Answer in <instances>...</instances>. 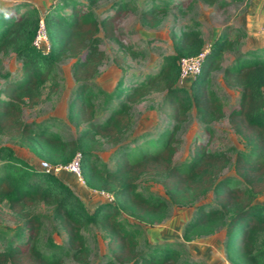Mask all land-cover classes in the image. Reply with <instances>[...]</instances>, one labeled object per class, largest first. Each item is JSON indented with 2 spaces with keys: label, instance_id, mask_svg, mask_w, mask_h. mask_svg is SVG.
Returning <instances> with one entry per match:
<instances>
[{
  "label": "trees",
  "instance_id": "16d2710c",
  "mask_svg": "<svg viewBox=\"0 0 264 264\" xmlns=\"http://www.w3.org/2000/svg\"><path fill=\"white\" fill-rule=\"evenodd\" d=\"M195 1L151 0V7L143 11V16L157 18L163 12L186 8ZM204 1L214 5L218 0ZM68 6L72 8L70 12L65 11ZM116 6L114 14L102 19L97 17L91 3L79 0H62L61 5L50 9L44 16H40L37 7H30L28 3L0 9V53L12 51L22 61V77L0 91V136L19 138L21 145L34 155L51 153L55 162H62L57 165H66L76 153H81L85 183L114 197V202H104L94 212H89L83 201L54 172L36 169L12 148L5 147L9 154L0 163V205L7 202L12 211L26 217L24 231L28 232L26 239L23 232L15 240L0 237V264H62L63 252L47 257L40 248L38 229L43 216L32 210L41 203L54 206V216L68 232L70 246L76 250L74 256L78 260L88 249L83 228L90 223H99L110 238L112 255L103 264H204L184 259L183 251L170 243L149 245L147 251H138L136 235L118 216L121 211H127L140 221L156 223L171 204L193 205L211 191L215 193L218 205L197 207L193 219L186 226L185 239L214 234L219 226L226 225L229 260L264 264V251H257V243L264 234V205L255 202L256 197L264 193V49L240 54L225 72L228 81L241 88L239 104L228 114L229 123L243 139L250 154H255L254 158L246 151L236 154L234 168L245 184L244 188L233 186L232 177L216 182L231 157L226 151H210L207 142L194 147L188 162L176 164L174 129L161 134L159 140L163 139V142L156 149L148 145V140L146 144L133 148L119 145L114 157L115 168L109 169L94 160L97 156L91 150L80 148L81 143L100 136L108 143L119 144L133 125V105L152 92H165L167 101L175 103V111L170 113L174 120L183 118L191 107H195L207 124L225 116L222 101L206 89L213 69L222 59L223 49L230 44L227 32L221 33L211 43L202 72L192 85L191 97L177 86L180 80L179 59L205 50L202 32L195 23L179 35L172 33L175 52L163 57L161 69L133 88L127 85L120 90L121 79L108 95L105 107L109 111L108 116L97 119L94 90L88 80L108 59L100 49V31L103 29L106 36L121 43L116 25L121 14L129 11L131 3L121 1ZM220 6H226V3ZM41 19H44L52 43L48 54L33 46ZM121 45L124 46L123 43ZM128 49L131 50V46ZM85 50V57L81 59ZM64 58H76L73 67L75 80L79 83L69 111L74 119L87 122L79 139L73 141L53 131V123L32 124L22 119L23 106L39 104L43 101L45 86L49 82L56 84L55 67ZM53 150L58 151L59 161H56ZM143 176H152L164 184L169 199L154 192L140 191L138 180Z\"/></svg>",
  "mask_w": 264,
  "mask_h": 264
},
{
  "label": "rangeland",
  "instance_id": "374dc122",
  "mask_svg": "<svg viewBox=\"0 0 264 264\" xmlns=\"http://www.w3.org/2000/svg\"><path fill=\"white\" fill-rule=\"evenodd\" d=\"M79 1L91 3L99 19L114 14L117 3L121 1H130L131 3L129 11L121 14L116 25L121 43L106 36L103 29L99 33L101 37L100 49L108 59L99 66L98 72L88 80V83L93 86L94 90L95 116L101 120L109 114L105 108L108 103V95L114 91L121 79L123 82L120 90H123L127 85H131L133 88L142 83L148 75L157 73L163 64V57L175 52L172 33L179 35L193 24L198 23L197 26L204 39V48L207 50L221 33L227 32L230 35V44L223 49L222 59L219 66L213 69L206 89L209 94H214L222 101L225 113L223 118L207 124L199 117L195 107H191L183 118L174 120L170 113L175 111V103L167 101L165 92L155 91L133 105V125L119 144L108 143L99 136L95 138L96 141L81 143L80 148L85 151L91 150L97 156V158L94 157V160L99 165L114 169V157L116 151L120 149L119 145L120 147L133 148L136 145L146 144L145 141L148 140V145L152 149H156L163 142V139L159 140L161 134L166 130L170 132L174 129L177 148L174 157L176 164L188 162L194 147L207 142L210 151L215 153L226 151L231 157L228 166L217 176L216 182L232 177L233 186L244 188L245 184L235 172L234 161L238 151H246L249 154L250 151L243 139L231 127L228 119L230 111L239 104L241 88L233 82H229L225 72L240 54L255 50L260 52L264 49V47L246 49L247 46L249 47L248 42L251 38L250 42L253 39L254 41L259 39V42L264 39V18H259L257 21L259 27L257 26V34L253 37L249 35L248 39L245 32L246 28L250 29L245 26L249 8L257 6L264 0H218L214 5H209L204 0H196L194 4H190L186 8H175L159 13L157 18L143 16V11L151 7V0ZM19 3H28L30 7H37L40 16H44L50 9L61 5L62 0H0V9ZM223 3H226V6L221 7L220 5ZM71 9V6H68L65 11L70 12ZM154 19L157 21L155 22ZM122 43L125 47L121 45ZM130 46L131 50H127ZM131 51L135 53L132 54ZM85 53L86 50L82 52L81 59H84ZM75 62L76 58L60 60L55 67L56 84L52 85V82H49L48 86L46 85L43 89V101L33 107L24 105L22 113V119L26 123L37 124L43 121L53 123V131L68 141L79 139L83 128L87 125L85 120L80 122L74 119L69 111L75 90L79 85L75 80L73 67ZM21 70L22 61L16 53L12 51L0 53V91L20 79L22 77ZM195 79L191 77L184 81L179 80L177 86L183 88L192 97L193 89L191 88ZM207 128L210 130L207 131ZM5 147L12 148L17 155L35 165L39 170H44L41 166L43 161L49 162L54 167L58 166V163H62L55 162L53 155L49 152L39 156L34 155L29 148L21 145L19 138L6 135L0 136V163H3V159L9 154ZM53 151L51 152L56 153L55 156H57L56 161H59L58 151ZM250 157L254 158L255 154H250ZM67 165L68 163L60 165L63 168L60 171H55L54 175H71V182L65 183L83 201L89 212H94L96 207L104 202H114L113 195L89 187L83 179V174L82 177H78L66 169ZM138 188L142 192H154L169 199L165 185L152 176L140 178ZM217 200L215 193L211 191L193 205L171 204L163 211L161 218L156 223L140 221L129 215L127 211H121L118 218L136 235L139 241L138 251H147L149 245L170 243L183 251L184 259L204 264H243L241 261L234 263L228 258L226 225L219 226V230L214 234L194 236L191 240L185 239L186 226L193 219L197 207L206 204L217 206ZM255 202L264 205V193L258 195ZM32 211L43 216L38 233L40 248L45 256L51 257L53 254L63 252L62 264H103L112 256L110 238L101 224L90 223L83 228L82 233L86 238L88 249L78 260L74 256L76 250L70 246L68 232L54 216V206L41 203ZM25 220L26 217L15 213L7 202H3L0 205V237L14 238L15 240L17 235L23 232V234L26 233V239L28 231H24ZM226 221L228 222L229 218ZM19 242L16 241V243ZM53 244H57L61 248L57 249V246ZM257 251H264V234L261 235L257 243ZM116 264L131 263L117 262Z\"/></svg>",
  "mask_w": 264,
  "mask_h": 264
},
{
  "label": "built area",
  "instance_id": "2783aa9c",
  "mask_svg": "<svg viewBox=\"0 0 264 264\" xmlns=\"http://www.w3.org/2000/svg\"><path fill=\"white\" fill-rule=\"evenodd\" d=\"M33 46L41 51L44 54H48L52 50V44L49 40L47 29L44 23V19L40 20L37 32L33 39ZM208 52L205 49L202 53L195 56H184L179 59L180 65V80L184 81L189 78H195L202 72L203 61L206 53ZM81 153H76V155L72 158V160L66 166V169L76 174L78 177H82V169H81ZM41 166L44 170L49 172L60 171L63 167L53 166L49 162L43 161Z\"/></svg>",
  "mask_w": 264,
  "mask_h": 264
},
{
  "label": "crops",
  "instance_id": "0c3cea01",
  "mask_svg": "<svg viewBox=\"0 0 264 264\" xmlns=\"http://www.w3.org/2000/svg\"><path fill=\"white\" fill-rule=\"evenodd\" d=\"M259 18H264V2L259 3L255 7L249 8L248 18L245 21V26L250 28V29H247L245 27L246 28L245 32L247 34L248 39L250 38L249 35H251L253 37L255 34H257L256 33L257 26H258L257 21L259 20ZM258 30H259V28H258ZM251 40H252V38L250 39V41ZM261 41H262V43H261ZM261 41L259 42V39H256V41H254V39H253L252 42H250V43L248 42L249 47L247 46L246 49L264 47V39H261ZM57 176L66 183L71 182V175H69V174H63V176H59V175H57Z\"/></svg>",
  "mask_w": 264,
  "mask_h": 264
}]
</instances>
